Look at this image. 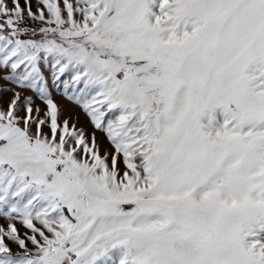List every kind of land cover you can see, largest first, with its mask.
Masks as SVG:
<instances>
[{"label": "snow or ice", "instance_id": "snow-or-ice-1", "mask_svg": "<svg viewBox=\"0 0 264 264\" xmlns=\"http://www.w3.org/2000/svg\"><path fill=\"white\" fill-rule=\"evenodd\" d=\"M0 264H264V0H0Z\"/></svg>", "mask_w": 264, "mask_h": 264}]
</instances>
